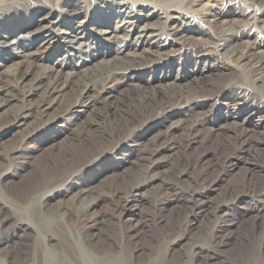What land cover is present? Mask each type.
Masks as SVG:
<instances>
[{
	"label": "bare ground",
	"instance_id": "bare-ground-1",
	"mask_svg": "<svg viewBox=\"0 0 264 264\" xmlns=\"http://www.w3.org/2000/svg\"><path fill=\"white\" fill-rule=\"evenodd\" d=\"M134 1L141 4L128 14L134 13L138 20L165 14L174 22L165 38L148 41L147 33L141 32L134 44L91 53L97 58L115 55L118 61L69 79L63 78L61 66L50 73L41 69L31 82V71L20 61L11 71L0 70V111L13 100L23 104L0 121V264H149L151 260L183 264L168 260L167 253L158 254L154 233L167 237L186 222L202 227L206 221L211 225L219 220L216 252L200 250L196 264H264V235L252 243L255 227L246 225L259 212L257 204L246 208L242 217L224 219L231 216L225 210L244 204L243 194L264 196V183L253 179L259 163L264 164V44L258 35L248 33L264 28V0H226L223 7L218 6L221 0ZM108 4L109 0H0V69L16 57L39 66L50 59L52 47L73 46L86 37L94 21L103 22L101 12ZM151 7H160L161 12ZM59 14L82 15L85 20L69 16L68 27L79 23L78 28L58 35L51 27ZM185 16L197 21L179 23ZM233 29L239 31L227 36ZM196 32L206 38L193 48L190 42L198 40ZM27 38L31 42L23 43ZM19 40L22 44L9 51ZM213 57L223 58L219 64L228 72L219 88L217 79L205 78L219 70L211 63L217 61ZM192 98L201 103L193 105L189 118L144 134L146 125ZM217 106L223 112L219 116L213 113ZM58 120L67 123L65 131L55 130ZM138 132L142 136L122 158L112 154ZM211 148L220 157L216 162L211 160ZM237 161L245 168L240 182L227 179L233 174L227 175L220 166L228 168ZM127 163L131 169L122 173ZM97 165L118 174L104 181L109 171L97 172L95 180L88 173ZM160 166L169 167L168 175L150 176ZM78 179L105 184L108 192L82 209L73 207L79 204L78 195L68 206L58 205L64 195L61 188ZM221 182L226 183L224 189ZM100 203L105 211L94 213ZM231 229L241 233L236 247L235 237L228 233ZM220 246L223 259L217 258ZM84 253L90 255V263Z\"/></svg>",
	"mask_w": 264,
	"mask_h": 264
},
{
	"label": "rangeland",
	"instance_id": "rangeland-1",
	"mask_svg": "<svg viewBox=\"0 0 264 264\" xmlns=\"http://www.w3.org/2000/svg\"><path fill=\"white\" fill-rule=\"evenodd\" d=\"M226 3V0H221L218 4L219 7H223V4ZM141 2H136L134 0H109V4L107 7L103 8V11L101 12V20L103 21L102 23H97L96 21L95 24L90 25L87 30L85 31L86 37L83 39L78 40L73 46L69 48L62 49L57 48V47H52L51 48V57L49 60H45L42 62H39V66H32L30 63L27 62V59L21 58V57H16L14 61H8L4 64V67H1V71H11V67L14 63L16 62H22L23 68L26 70L31 71V76L29 77V82L33 81V79L40 73V70L44 69L46 71L52 72L56 69H60V66L63 67V73L62 76L64 79H69L73 77L74 73H82L85 71H91L93 69L97 68H108L114 62L118 61V56H102L97 58V56H91V53L96 52H106L110 48H114L117 45H130L134 44L138 41L139 39V34L141 32L147 33V40L148 41H154L158 40L159 37L165 38L164 33H167L169 28L174 27L171 19L169 20L167 18V15L165 14L160 15L161 17H154L151 19H140L138 20L135 18L132 14H128L131 11L137 10L140 6ZM153 6V5H152ZM89 7H92V4L89 5ZM151 11H155L156 13H160V7L158 8H153L151 7ZM91 9H95L91 8ZM162 9V8H161ZM85 12V10L83 9ZM183 11V10H182ZM170 16L173 18H178L180 17V14L178 12H169ZM60 15V14H59ZM142 15V14H141ZM70 17L73 16L76 21H84L85 18L83 16H75V15H69ZM66 14H63L62 16H59V20L55 22L54 26L51 27L52 31L55 32L58 35H65L67 33H70L71 31L75 30L78 28L79 23H74L72 24L73 28L70 29L68 27V23L70 22V17ZM168 21H167V20ZM228 19H231L230 17ZM197 21L196 18H192V16L184 17L181 18L180 22L183 25H194V22ZM260 26V25H259ZM167 29V30H166ZM107 31V33H106ZM167 31V32H166ZM239 30L238 29H233V31L228 32L226 35L231 36L235 35ZM248 33L250 34V37H255L256 35L259 36L261 42L264 44V28L258 27V28H251V30H248ZM161 35V36H160ZM164 35V36H163ZM200 38H206L199 32H196L194 35V39L198 40H191L190 42L191 47L193 48H198L199 46L202 45V42L199 41ZM229 38V37H226ZM223 39V38H222ZM30 38H27L23 43L28 44ZM222 41V40H221ZM22 41H17L14 45L12 44L9 51H12L13 49H17L19 47ZM97 43V44H96ZM217 43V42H216ZM189 44V43H187ZM217 45H219V53L223 52V47L220 46V43L218 42ZM171 46L170 48H172ZM146 48V46L144 47ZM177 49H180L176 47ZM127 50L124 52L126 53ZM140 50H138V53ZM125 54H120V57L124 58ZM173 55V53H172ZM176 54L174 57L175 61H178L179 56ZM82 57V58H81ZM97 58V59H94ZM191 58V57H190ZM213 59L217 61H211V63H216L219 65V70L215 71L213 74H208L205 78L208 80L211 79H217V88L223 85V75L228 73L225 68H223V58H216L213 57ZM127 60V59H125ZM80 62L83 63V67L79 66ZM80 67V68H79ZM219 71V75L217 76V73ZM228 77V76H227ZM231 95H234L236 93L235 90H233ZM230 95V94H229ZM54 101H57V98H54ZM199 102V99L192 98L189 101H182L180 105H178L174 110L168 111L165 114L160 115L156 119H154L150 125H146L143 128L144 134L145 132H148L152 130L154 127L155 129L158 127H162L164 125H168L171 123L178 122L180 120H184V118L187 119V117H190L191 111H193V105L195 103ZM201 103V101L199 102ZM23 106L21 102H17L16 100L11 101L3 110L0 111V121L4 118V116L12 115L20 110V108ZM192 108V109H191ZM221 110V111H220ZM53 112L52 114H54ZM213 113L216 116H219V114H223L222 108L220 106L215 107L213 109ZM219 113V114H218ZM55 130H63L65 131L67 128V123L64 122L63 120H58L57 123H55ZM58 131V130H57ZM45 136L47 133L44 134ZM58 135V134H57ZM51 136V134H49ZM142 136V132H138L136 134H131L128 136L126 143L124 146L118 147L113 151V155H115L117 158H122L123 154L126 153L128 149H130L131 145H133L135 140H138V138ZM62 137V136H61ZM65 139V138H62ZM227 139V138H226ZM149 142V141H148ZM147 142V143H148ZM61 143V141H60ZM149 144V143H148ZM147 144V145H148ZM33 146V145H32ZM211 152L214 151V149H210ZM214 153V152H213ZM112 154L107 156L110 160L112 158ZM212 155V153H211ZM218 155H212L211 160L212 162H216V160H219ZM249 159L253 160L254 156L248 157ZM240 160V159H239ZM220 164V163H219ZM224 165V164H223ZM220 164L221 169L223 172H227L226 174L232 173V176L228 175L229 180L234 181V182H240L241 179L243 178V175L245 174V168L244 165L239 163L237 161V164H231L228 168ZM260 166V167H259ZM259 169L257 170L256 174H254L253 179H260L262 183H264V164L259 163ZM126 170L122 171V173H125L131 169V164L127 163L125 166ZM160 166L159 168L156 167L153 169V171L150 172V176H162L169 173V167H162ZM112 168H106L103 166H96L94 167L88 174L90 175L89 177H95L96 178L103 173H106L109 171L108 177L104 179V181H109L111 180L115 174H118V171L116 170L115 172L111 171ZM97 172H101L99 175H97ZM225 174V173H224ZM225 174V175H226ZM95 175V176H94ZM97 175V176H96ZM166 175V176H167ZM256 181V180H254ZM72 183V184H71ZM226 184V183H225ZM223 182L220 183V188L224 189L225 185ZM91 185V186H90ZM90 186V187H89ZM64 192V195L58 199V205L61 204L62 206H68V202L70 199L73 197H78L79 199V204H77L76 208L82 209L83 207H86L90 205V203L94 202L100 195H106L107 191V186L105 184L101 183H95V181L91 184L83 183V181H71L67 183L64 187L61 188ZM249 195V196H248ZM243 194L241 197L244 199V204L239 205L238 208H233V209H228L227 211L225 210V213L230 214L229 218L224 217L225 221L230 222L231 219H234V217H242L241 213L245 212L244 210H248L249 207L257 206L259 207V212L254 213L250 218H248L246 225L248 227H255V237L256 240H252V243L255 244V242L260 241L262 236L264 235V196H252L250 194ZM252 196V198H251ZM219 197L215 196V198ZM258 197V198H257ZM261 198V199H260ZM247 200V201H246ZM253 200V201H252ZM260 201V202H259ZM246 202V203H245ZM255 202V203H254ZM146 205V206H144ZM142 205V208L145 211L149 210V205L144 204ZM251 205V206H247ZM248 208V209H246ZM106 209L104 203H100L95 207L93 210L94 213L98 212H104ZM224 213V214H225ZM238 214V215H237ZM223 218V217H222ZM130 222H126L123 225V229L126 228ZM221 221L219 220V223L215 221L210 225V223H205L202 224V227L200 226H193L191 227L190 224L187 222L183 224L182 227L175 233H173L171 236L165 237L160 231L154 233L155 241L158 243V248H159V253L164 255L165 253L168 254V260H182L184 263L183 264H196L195 260L200 250H209L213 251V249L216 247L214 244V238L217 233H219V229L221 227ZM196 227V228H195ZM247 227V228H248ZM111 232V231H110ZM230 232V233H229ZM113 233V231L111 232ZM115 233V232H114ZM201 233H204V236L201 237ZM226 232H224L225 234ZM229 234H233L234 240H233V247L238 245V242H236L240 236V231L237 230H232L228 231ZM239 233V234H238ZM239 235V236H238ZM118 236V239L120 238L119 234L115 235ZM237 238V240H236ZM237 243V244H236ZM164 249V250H163ZM218 249V248H217ZM228 250V249H227ZM215 251V249H214ZM219 255L218 259H223V246H220L219 248ZM216 252V251H215ZM214 252V253H215ZM229 252L226 251L225 255H227ZM85 256V262L90 263L91 262V257L88 253H84ZM217 259V260H218ZM89 260V261H88ZM231 260V259H228ZM155 260H151L149 264H153Z\"/></svg>",
	"mask_w": 264,
	"mask_h": 264
}]
</instances>
